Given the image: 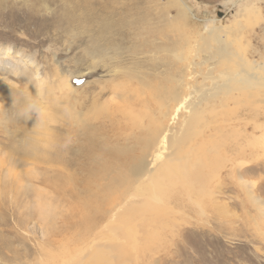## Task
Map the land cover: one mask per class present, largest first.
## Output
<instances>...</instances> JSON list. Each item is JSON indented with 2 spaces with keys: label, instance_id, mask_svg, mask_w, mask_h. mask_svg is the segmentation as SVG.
<instances>
[{
  "label": "rangeland",
  "instance_id": "obj_1",
  "mask_svg": "<svg viewBox=\"0 0 264 264\" xmlns=\"http://www.w3.org/2000/svg\"><path fill=\"white\" fill-rule=\"evenodd\" d=\"M143 18H151L152 38L158 41L157 59L153 60L155 98L165 96L171 87L185 93L189 90L187 83H192L194 90L204 92L205 86L208 88L211 84L210 80L203 81L209 71L214 74L211 76L219 77V74H235L241 69L240 72L257 77L256 89L251 90L254 92L249 101L244 92L240 93L235 105L228 101L227 108L214 113L225 130L218 135L217 144L206 146L217 149L220 144L219 156L215 153L202 160V167L209 170L207 198L199 199V206L180 208L179 212L169 208L170 203H161L166 209L159 214L161 207L156 200L146 199V208H150L143 213L135 209L130 212L127 209L130 207L123 204L126 198H120L117 193L111 199L114 196L118 202L124 199L121 206L126 210L118 213L124 221L116 222L118 226L112 223L110 227L103 222L104 227L92 233L83 217L100 218L102 212L93 209L90 215L88 212L84 216L85 212L72 211L63 181V167L50 166L40 160L32 163L18 149L26 136L13 103L21 83L0 71V264H62L65 260L66 264H72L70 259L72 262L81 259V264H264V0H0V48L9 47L14 57L17 52L33 60L46 79L44 84L55 90V98L61 93L53 84L56 73L69 79L75 92L71 94L74 98L67 101L68 106L74 104V110L86 112V118L96 114L100 120L107 116L118 121L116 107L121 106L122 99L114 103V95L107 88L113 80L118 83L121 68L129 66L132 59L127 53L112 59L101 56L93 60L92 51L113 54L106 46L111 33L123 32L122 28L132 22L133 26L138 25ZM205 26L220 30L224 41L246 62L227 55L226 59L223 55L221 61L220 57L215 61L209 59L208 52L197 48L201 45L200 38L207 36ZM174 42L179 44L174 53L181 55L182 52L184 62L162 50ZM128 43L125 38L124 50ZM192 61L205 66H201L202 77L194 82L187 71L183 83L172 78L184 71L179 66ZM209 65H214L215 69ZM121 82L122 79L119 86ZM217 82L215 86L220 87L221 79ZM232 85L239 88L237 84ZM122 92V88L115 89L118 96H122ZM219 95L226 101L222 92ZM60 100L66 101L65 98ZM68 106L64 108L66 112ZM59 119L58 115L57 124L50 125L56 129L50 149L52 153L65 155L63 158L71 162H64L68 173L78 175L71 186L74 191H80L78 184L86 175L80 165L89 167L82 162L83 158L74 155L75 137L64 133L65 127H73L63 125L65 122H58ZM111 133L96 138L102 143L110 141ZM189 144L192 145V141ZM235 151H242L244 155ZM183 154L185 149L179 158ZM136 202L137 199H133L128 204ZM151 212L159 218L150 216ZM126 213L129 218H135H127ZM140 213L143 216L146 213L147 221L137 223ZM74 221L72 228L69 224ZM94 250L104 252L93 256Z\"/></svg>",
  "mask_w": 264,
  "mask_h": 264
},
{
  "label": "bare ground",
  "instance_id": "obj_2",
  "mask_svg": "<svg viewBox=\"0 0 264 264\" xmlns=\"http://www.w3.org/2000/svg\"><path fill=\"white\" fill-rule=\"evenodd\" d=\"M132 24L134 25V22H132L131 25L129 24L123 27V32L111 33L112 36L108 42H106V46L109 50L114 51L113 54L92 51L93 60L101 56L112 59L113 57H118L120 54L127 55V53L132 59L129 66L121 68L122 77L120 75L117 77L118 83L112 78L113 82H111V84L109 83L110 86L107 88L110 90L111 94L113 93L114 95V103L119 100L120 97L122 99L121 106L116 107L118 109V121L107 116L102 117L100 120L99 115L97 116L96 114L86 118L87 115L84 114L86 112L82 113L76 109L74 110V104L70 107L68 106L69 103H67V101L69 98V101L74 98L71 94L75 92L69 79L56 73V79L53 81V84L61 93L55 98V90H51L44 84L46 79L40 75L37 64L33 60L27 56L19 55L17 52L14 54V57L9 47L0 48V71L6 75H10L11 78H15L21 83V89L18 91L16 90V94L14 93L13 103L17 106L16 111L19 113L22 129L26 130V136L20 142L18 149H20L23 152L22 155L26 156L32 163L36 160H40L46 164L48 163L50 166L57 164L63 167V181L64 185H66L67 196L70 198L68 205L73 209L72 211L77 210L85 212L84 216L86 213L88 214V212L90 215L93 209L94 211L99 210L102 212V217L100 218L93 217L92 219L87 217V215L83 217L86 219L83 221L85 226L91 229L92 233L104 227L102 224L103 222L107 223L110 227L112 223L115 225L117 224L116 222L124 221L118 217V213L121 210H126L123 208L124 206L130 207L127 208L130 212L133 209L140 210L142 211L141 213L148 210L150 207L146 208V204L144 203L146 199L156 200V204L161 207V209L159 208L157 211L159 214H161V210L166 209L165 204L161 205V203H170L169 208H172L175 212L182 211L180 208L199 206V199L202 197L207 198L208 194L206 195L205 193H208L207 187L210 186L207 182V180L209 181L210 179H207L209 170H205L204 167H202L204 166L202 160L208 159L210 155L213 157L215 153L218 157V154H220L219 148H221L220 144H218L219 146L217 149L215 147L206 146H208V144L213 145L212 143L214 142L217 144V140L220 138L218 135L225 130V127L219 124V118L217 119L218 116L215 117L214 115L217 114L216 112L218 109L227 108L228 101H231L232 105H235L236 101L240 98V93L244 92L246 100L249 101L250 96H252L251 93L254 92H251V90L256 89L257 77H253L249 72H240V69L239 72L235 74H226L223 72L224 74L222 76L219 74L221 77H213L211 76L212 72L209 71L206 73L207 75H204L203 81H206V79L210 80L209 82L211 84L208 88L205 86L204 92H201L203 90H194L192 83H187L186 86L189 92L187 91L184 93L175 87H169L170 89L165 92V96L160 97L158 95L159 97L155 98L153 60L157 59L155 58L157 53L155 49L158 41L155 37L152 38L151 18H143V21L141 23L138 22V25L135 26ZM204 30L207 32V36L200 38L199 42H201V45L199 47L197 46V48L201 50L204 49L205 52H208L209 59H214L215 61V58L220 57L221 61V59L224 58L223 55H225V59L227 55L229 58L231 56V58H233L234 56L238 57L239 61H243L239 58L238 53L236 54L233 48L230 47V43L224 41L220 36V30H213L212 28H208V26H205ZM114 36L116 38H114ZM125 38H128L129 43L124 50L123 42ZM177 44L178 42L170 43L162 50H166L170 54H173L178 61L184 62L186 58L182 52L180 53L181 55L174 53V49L178 47L176 46ZM222 56L223 58H221ZM13 61H18V63L14 64L12 63ZM169 63L170 62H168V64ZM207 63H209V61ZM261 65L263 64H260V66ZM94 66L92 68H94ZM172 66L173 65H171V68ZM201 66H203V63H195L194 61L189 62L185 66H179L184 71L177 69L181 72L178 75H173L172 78L175 77L183 83L185 75L187 71H189L190 76L188 77L196 82L197 78L203 76ZM209 66L215 69L213 67L214 65ZM244 67L246 66L244 65ZM114 72L119 73L117 71ZM257 73L258 72H256V74ZM227 76H230V78ZM262 76L263 75H261V77ZM121 79L122 85L119 86ZM218 79H221L220 87L215 86L218 83ZM176 84L178 83L176 82ZM232 84H237L239 88L234 87ZM116 88L118 90H121V88L123 89L122 96H118L115 93ZM261 88H263V86ZM162 89L160 87V90ZM211 89H213V92H210ZM219 91L222 92L226 101H223L219 97L221 93H219ZM64 98L66 101L61 102L60 99ZM52 100L56 101L51 103ZM243 102L244 101H242V103ZM74 103L77 104L76 99H74ZM244 105H246V103ZM66 106H68L67 112L64 110ZM58 115L61 117L58 122H65L63 125H71L73 127L72 129H70L71 127H65L64 133H66L67 137H75L77 145L74 155L78 158H83L82 162L85 161L89 167L87 169L83 164L80 165V170L86 173L84 177H81V184H78L82 186V189L80 186V191H74L71 186L74 181L73 179L78 177V175H74L76 172L72 175L67 171L68 168L64 162H71L63 158L65 155L62 156V154L52 153L50 149V144L52 143L51 137L56 136V129L54 126L52 128L50 125L52 123L54 125V122L57 124L56 119ZM222 124H224V121ZM58 125H60V123H58ZM59 129L61 130V128ZM109 131L112 132L109 136L110 141L106 140L102 143L97 140L98 137L96 138V136L108 134ZM194 137H197V139H194ZM191 141L193 146L189 144ZM237 144L238 143H236V145ZM240 148L242 149L241 146ZM16 149L17 148H15V150ZM184 149L185 154L179 158V155L184 152ZM237 152L235 151V153ZM242 154L241 151L240 155ZM115 157L118 158L113 162L112 159ZM27 159H25V161ZM78 161H80V159ZM242 161L245 162L243 159ZM79 173L83 175L81 172ZM117 193L120 198H126V201L123 202L124 206H121V202L124 199H120L121 201L119 202L117 201L118 198L115 196L111 199V196ZM133 199H137V202L128 204ZM203 201H205V199ZM104 206L105 208L103 209ZM132 206L137 208H132ZM66 210L70 211L69 208H66ZM141 213L137 217V223L145 220L147 221V219L144 218L146 213L144 216L141 215ZM152 213L153 212H151V215L148 213L147 216L150 215L155 219L159 218L157 215H152ZM128 215L129 214L126 213L127 218H129ZM125 221L128 220L126 219ZM74 224H76L75 221L69 225L73 228ZM136 231L135 229V232ZM154 235L155 234H152V236ZM144 236L143 238H145ZM103 252L102 250H94L92 255L100 256ZM78 255L80 254L78 253ZM69 262L72 264H81V259L73 262L72 259H70ZM61 263L66 264V260Z\"/></svg>",
  "mask_w": 264,
  "mask_h": 264
}]
</instances>
